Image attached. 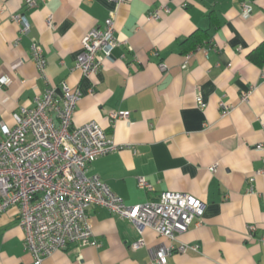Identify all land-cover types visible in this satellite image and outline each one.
Listing matches in <instances>:
<instances>
[{"label":"crops","instance_id":"1","mask_svg":"<svg viewBox=\"0 0 264 264\" xmlns=\"http://www.w3.org/2000/svg\"><path fill=\"white\" fill-rule=\"evenodd\" d=\"M24 1L0 0V76L10 80L0 89V137L13 112L32 108L48 84L64 81L81 92L73 126L94 121L118 146L88 171L127 205L166 191L204 202L199 223L174 240L147 229L137 249L130 248L139 237L131 221L90 207L98 246L70 244L42 264H157L160 247L170 248L166 264H264V149H256L264 146V58L250 56L260 57L264 45V0H36L33 8ZM160 8L159 19H148ZM19 13L30 24L26 34L12 19ZM110 16L122 43L96 74L84 76L74 68L81 38ZM190 37L204 40L191 48ZM32 42L43 49L48 82L32 60ZM220 102L229 113L221 115ZM121 111L128 119L110 120ZM139 176L151 191L138 187ZM16 212L0 214V264L33 263Z\"/></svg>","mask_w":264,"mask_h":264},{"label":"built area","instance_id":"2","mask_svg":"<svg viewBox=\"0 0 264 264\" xmlns=\"http://www.w3.org/2000/svg\"><path fill=\"white\" fill-rule=\"evenodd\" d=\"M35 1L24 2L26 7L33 8ZM111 1L119 5L132 0ZM160 11L161 8L150 12L148 19H159ZM250 13L251 8L243 5L242 14L249 16ZM12 19L20 25L22 33L30 31L24 15L14 14ZM47 24H52L50 18ZM121 43L115 36V23L110 16L101 27H93L82 36L74 68L84 76L96 74ZM31 57L39 75L48 82L47 61L37 42L31 44ZM159 67L165 69L161 63ZM261 77L264 79V72ZM9 82L8 76H0V89ZM249 94H243L241 100L245 101ZM80 97V90L70 88L64 81L59 85L48 84L44 92L34 98L32 108L21 107L13 112V125L2 129L0 214L11 207L17 208V223L23 230L24 249L31 254L32 264H42L44 258L65 250L70 244L98 246L88 221L87 210L93 206L134 224L139 237L131 243V249L144 246L143 234L147 229L174 240L178 234L186 232L192 222L199 223L202 219L204 202L192 195L166 191L155 200L127 205L98 174L90 173L88 167L96 158L117 150L118 146L94 121L73 126ZM196 103L203 106L200 96L196 97ZM219 106L221 115L231 110L223 102ZM117 119H128V113L110 115L111 121ZM256 149L263 151L264 146L259 144ZM137 185L146 191L153 189L143 176L137 178ZM248 192H252V187ZM254 230L253 225L248 226L249 237ZM260 242L264 245V236ZM185 247L181 245L178 250L183 252ZM169 254L170 248H158L154 262L166 264Z\"/></svg>","mask_w":264,"mask_h":264},{"label":"trees","instance_id":"3","mask_svg":"<svg viewBox=\"0 0 264 264\" xmlns=\"http://www.w3.org/2000/svg\"><path fill=\"white\" fill-rule=\"evenodd\" d=\"M202 37V36H201ZM190 40L192 41V43L194 42V43H202L203 42V38H199V40L197 39V40H195V37H190ZM192 44V46H191V48H193V47H195V45L196 44ZM259 52H260V57H258L257 59L251 54L250 56H251V59L252 60H259V59H261L262 60V58H264V45H261L260 47H259Z\"/></svg>","mask_w":264,"mask_h":264}]
</instances>
